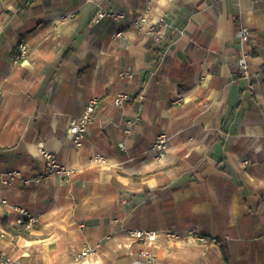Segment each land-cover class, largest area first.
Returning a JSON list of instances; mask_svg holds the SVG:
<instances>
[{"label": "crops", "instance_id": "crops-1", "mask_svg": "<svg viewBox=\"0 0 264 264\" xmlns=\"http://www.w3.org/2000/svg\"><path fill=\"white\" fill-rule=\"evenodd\" d=\"M98 8L125 18L91 22ZM142 15L163 41L132 24ZM91 101L76 146L66 128ZM42 149L70 172L0 184V200L36 217L12 233L0 203V249L22 264H225L223 247L228 264H264V0H0V172L42 171Z\"/></svg>", "mask_w": 264, "mask_h": 264}, {"label": "built area", "instance_id": "built-area-1", "mask_svg": "<svg viewBox=\"0 0 264 264\" xmlns=\"http://www.w3.org/2000/svg\"><path fill=\"white\" fill-rule=\"evenodd\" d=\"M110 17L115 21L122 20L125 18L124 13L122 12H114L108 11L103 8H98L93 17L91 18V22H97L104 17ZM161 20L154 19L148 20L146 15L138 16L137 18L132 19V24L137 25V29L146 34H150L153 36L156 41H163L165 39L164 30L161 25ZM121 34L120 31H116L115 35L119 36ZM238 36L241 41H246L248 39V29L243 27L238 31ZM19 52L14 60L15 63H18L20 60H25L28 52L29 45L22 41L19 43ZM238 73L245 77H249V73L247 70V62L245 56L242 55L238 59ZM130 99V95L127 93L117 94L113 98V102L116 105H122L126 101ZM95 101H91L87 104L82 115L76 119H72L69 125L66 128V133L76 146L82 145V140L84 138V133L88 128V125L92 119V112L94 109ZM127 131V130H126ZM168 137L164 132L159 133L152 141L151 152L153 153V158L157 161H162L165 157V153L168 149ZM41 154L44 157L45 165L42 171L31 172L28 174L22 173L21 170L18 169H9L4 172H0V184L3 185H12L15 181H19L25 187H34L48 180L53 173H69V169L63 167L60 163L56 161V158L53 153L45 150H41ZM92 159L94 161H103L102 154L96 153L93 155ZM1 205L8 207L11 211L16 214V218L14 223L19 225L30 226L32 223L36 221V217L33 213H31L28 209L20 205H11L5 199L0 200ZM197 239L205 240L206 238L202 235H198L194 230L190 231ZM165 235L169 238L180 239V234L177 231L166 230ZM3 236V233H0V237ZM158 236L157 231L155 230H134L132 231L131 237L135 240L143 241L144 243L150 244L156 240ZM214 241V238H211ZM96 247H85L79 253L80 256H86L94 254ZM143 256L150 258V252L148 250L141 251ZM0 264H22L19 257H14L9 255L4 249H0Z\"/></svg>", "mask_w": 264, "mask_h": 264}, {"label": "trees", "instance_id": "trees-1", "mask_svg": "<svg viewBox=\"0 0 264 264\" xmlns=\"http://www.w3.org/2000/svg\"><path fill=\"white\" fill-rule=\"evenodd\" d=\"M2 225L4 226V228L6 230H8V231H10L12 233L26 235V233L23 232V229H22L21 225H19L20 227L18 229H17V226L9 225V224L6 223L5 217H3V219H2ZM222 252H223V257H224L225 264H228V262H227V253H226V250H225L224 247L222 249Z\"/></svg>", "mask_w": 264, "mask_h": 264}, {"label": "rangeland", "instance_id": "rangeland-1", "mask_svg": "<svg viewBox=\"0 0 264 264\" xmlns=\"http://www.w3.org/2000/svg\"><path fill=\"white\" fill-rule=\"evenodd\" d=\"M1 233V232H0ZM2 237V236H1Z\"/></svg>", "mask_w": 264, "mask_h": 264}]
</instances>
